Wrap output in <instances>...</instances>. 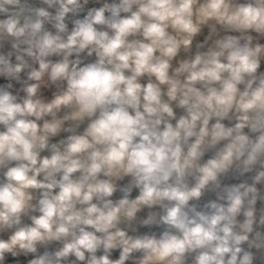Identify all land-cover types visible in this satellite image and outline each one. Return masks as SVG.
Segmentation results:
<instances>
[{
    "label": "clouds",
    "instance_id": "obj_1",
    "mask_svg": "<svg viewBox=\"0 0 264 264\" xmlns=\"http://www.w3.org/2000/svg\"><path fill=\"white\" fill-rule=\"evenodd\" d=\"M0 264H264V0H0Z\"/></svg>",
    "mask_w": 264,
    "mask_h": 264
}]
</instances>
